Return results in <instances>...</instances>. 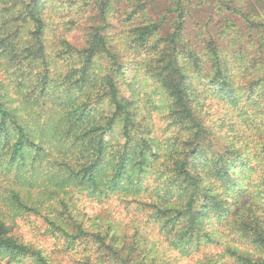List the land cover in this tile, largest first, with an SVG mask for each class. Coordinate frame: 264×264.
Wrapping results in <instances>:
<instances>
[{
	"label": "trees",
	"instance_id": "1",
	"mask_svg": "<svg viewBox=\"0 0 264 264\" xmlns=\"http://www.w3.org/2000/svg\"><path fill=\"white\" fill-rule=\"evenodd\" d=\"M81 23L78 47L61 29ZM207 96L243 116L264 104V0H0V202L106 264L169 263L144 236L85 229L75 194L135 202L182 257L223 248L198 264H264V218L235 178L247 159L214 145ZM258 187L264 203V172ZM0 255L50 264L1 218Z\"/></svg>",
	"mask_w": 264,
	"mask_h": 264
},
{
	"label": "rangeland",
	"instance_id": "2",
	"mask_svg": "<svg viewBox=\"0 0 264 264\" xmlns=\"http://www.w3.org/2000/svg\"><path fill=\"white\" fill-rule=\"evenodd\" d=\"M163 4L162 2L157 7L163 10L165 8ZM83 25L84 23H81L76 28L68 25L66 29L65 27L61 29V32L67 34L68 40L73 45L81 47L84 44L85 34V25ZM193 25V22L188 25V36L195 30ZM69 29L72 30L69 32L67 31ZM240 84H243L242 80ZM204 105L205 122L212 131L214 145L223 148L231 144L247 159L250 170H238L235 176L245 192L242 203L249 206L256 204L258 215L264 218V203L257 201L258 185L264 172V104L261 108L248 106L247 109L242 105L247 111L244 116L213 96H207ZM155 128L157 133L162 135L165 132V122L155 117ZM74 199L73 215L84 222L85 229L96 231L99 224L104 229L109 225L113 231L125 235L128 240L134 235H137L138 239L144 236L150 243L156 245L157 250L169 264H198L206 255H218L223 252L222 247L213 246L203 248L201 252L190 257H182L179 252L168 249V243L159 231L149 224L147 210L139 208L135 202L117 198L99 202L86 193L75 194ZM0 218L10 229L11 236L19 243L40 251L50 264H106L102 263L97 245L91 239L78 238L70 244L57 232L51 233V227L40 216L33 214L14 216L10 208L0 202ZM8 260V257L0 255V264H21L8 263ZM24 264L34 263L28 258L25 259Z\"/></svg>",
	"mask_w": 264,
	"mask_h": 264
}]
</instances>
